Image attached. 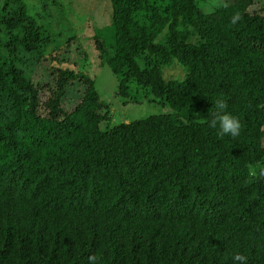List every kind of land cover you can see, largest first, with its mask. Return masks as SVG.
<instances>
[{
  "label": "trees",
  "instance_id": "1",
  "mask_svg": "<svg viewBox=\"0 0 264 264\" xmlns=\"http://www.w3.org/2000/svg\"><path fill=\"white\" fill-rule=\"evenodd\" d=\"M110 1L111 23L50 56L27 1L0 0V264H264V1ZM90 49L125 102L135 84L170 111L110 125ZM217 99L238 136L205 122Z\"/></svg>",
  "mask_w": 264,
  "mask_h": 264
},
{
  "label": "rangeland",
  "instance_id": "2",
  "mask_svg": "<svg viewBox=\"0 0 264 264\" xmlns=\"http://www.w3.org/2000/svg\"><path fill=\"white\" fill-rule=\"evenodd\" d=\"M29 5L30 14L34 15L38 22L44 26V49L47 55L55 52L58 48L57 45L60 42V36L65 39L68 33L74 31L75 34L83 36H94L95 28H103L108 23H111L112 17V5L110 0H26ZM264 1V0H262ZM202 6L206 3V0H199ZM106 36H109V32H105ZM59 36V37H58ZM107 38V37H106ZM83 39V38H82ZM81 41L72 42L70 51H63L61 56L69 59V61H75L81 55ZM88 44V43H87ZM91 46V45H88ZM94 51L89 50L90 68L89 71L93 74L96 80V87L99 90L102 98L110 104L112 111V120L110 125L118 124L122 121L130 122L132 120L143 118L151 114H159L170 111V107L161 105L158 102L153 101V96L145 93V89L138 88L135 84L131 86V93H134V97L137 100H128L125 102V98L118 94V77L113 72L106 60H100L96 58ZM43 63L37 67L35 73L50 74L51 71H55L56 62L51 66V62L46 59ZM48 67V69H47ZM184 70L182 67L176 65L173 67H167L164 70V76L169 78L171 76L176 78H184ZM50 78L48 79V81ZM83 91L84 86L81 84L73 83L71 92ZM77 95H69L67 99L70 105H76L79 102Z\"/></svg>",
  "mask_w": 264,
  "mask_h": 264
},
{
  "label": "clouds",
  "instance_id": "3",
  "mask_svg": "<svg viewBox=\"0 0 264 264\" xmlns=\"http://www.w3.org/2000/svg\"><path fill=\"white\" fill-rule=\"evenodd\" d=\"M228 0H206V3L202 5V12L204 14H211L215 9L220 7H227ZM242 19L240 13H235L231 17L230 23L236 25ZM227 108V103L223 99H217L215 101V111L212 108L209 110L208 119L205 121L209 127L216 128L219 124L220 132L219 134L231 135L236 137L240 134L241 130V121L236 116L225 111ZM254 174V173H253ZM234 261L238 264H247V258L242 254H235L233 256ZM99 257L95 254H92L88 257V264H98Z\"/></svg>",
  "mask_w": 264,
  "mask_h": 264
}]
</instances>
